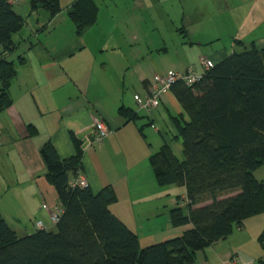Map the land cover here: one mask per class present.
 Wrapping results in <instances>:
<instances>
[{
    "label": "trees",
    "instance_id": "1",
    "mask_svg": "<svg viewBox=\"0 0 264 264\" xmlns=\"http://www.w3.org/2000/svg\"><path fill=\"white\" fill-rule=\"evenodd\" d=\"M30 7L32 12L46 10L50 19L63 10L62 0H31ZM68 15L81 37L98 23L99 6L95 0H76ZM26 22L12 0H0V113L13 104L11 86L18 65L26 61L22 54L14 56L27 41L15 39ZM235 42L245 48L242 40ZM250 46L231 51L210 68L200 60L202 72L193 67L176 71L202 76L193 85L178 80L170 89L185 115L171 116L177 130L171 139L182 140L184 159L165 140L149 163L159 185L186 187L184 207L172 208L170 218L174 227L192 228L142 246L138 234L110 209L118 199L112 185L98 192L90 185H70L80 176L81 143L74 139L76 153L62 158L47 140L40 152L63 211L55 230L37 226L24 236L0 213V264H194L198 251L264 214V179L255 174L264 167V43L254 40ZM120 114L125 122L139 116L125 106ZM28 128L32 134L37 131L33 124ZM258 240L264 252V229Z\"/></svg>",
    "mask_w": 264,
    "mask_h": 264
},
{
    "label": "crops",
    "instance_id": "2",
    "mask_svg": "<svg viewBox=\"0 0 264 264\" xmlns=\"http://www.w3.org/2000/svg\"><path fill=\"white\" fill-rule=\"evenodd\" d=\"M30 1L12 0V3L24 16L26 11L35 13ZM75 1L62 0L63 10L52 19L44 9L36 11V25L49 19V28L55 32L52 37L43 39L35 23L27 24L30 30L26 34L22 29L15 35L20 42L27 40L19 51L26 61L18 65L11 86L13 104L0 113V171L5 178L0 184V213L20 236L37 231L39 220L46 229L55 230L56 223L50 214L61 205L56 189L46 178L40 149L45 141L52 140L61 157L68 158L76 153L74 139H77L83 149L79 178L95 192L108 184L114 187L118 199L110 209L138 234L142 246L181 235L193 225L174 227L170 210L184 207L187 189L175 184L159 185L149 155L166 140L174 154L184 159L182 140L171 139L177 134L171 116L184 115V111L171 90L163 94L160 107L152 115L138 107L135 94L144 96L146 84L153 82L157 73L191 67L202 72V57L217 63L229 51L223 47L208 54L200 48L203 41L191 42L199 45L194 59H184L179 51L172 63L152 61L151 69L135 65L122 76L119 62L103 61L100 67L102 52L115 49L107 46L102 30L97 32L92 26L81 37L77 35L68 15ZM220 4H227V0H217L218 7ZM190 20L195 21V17ZM92 30L100 34L93 38L94 44L90 43ZM255 41L264 42V38ZM131 82L138 86L134 94L127 90ZM122 106L134 110L138 118L125 122L120 114ZM96 119H103L110 129L102 142L94 141ZM30 124L36 126L35 134L30 132ZM145 126L152 129L149 136H144L152 141L150 146L142 138L141 128L144 132ZM4 150L6 154H2ZM260 170L255 174L261 172L260 178L264 179V170ZM263 229L264 214L248 218L228 238L198 251L194 264H264L258 240Z\"/></svg>",
    "mask_w": 264,
    "mask_h": 264
},
{
    "label": "rangeland",
    "instance_id": "3",
    "mask_svg": "<svg viewBox=\"0 0 264 264\" xmlns=\"http://www.w3.org/2000/svg\"><path fill=\"white\" fill-rule=\"evenodd\" d=\"M95 1L99 6V19L93 27L97 32L102 30L106 35L103 39H107V46L115 47L102 52L104 54L99 56L100 67L103 61L107 63L113 60L115 64L119 62L123 68L122 76L126 69H133L135 65L137 68L142 66L151 69L152 61L172 63L179 51L184 59H194L199 45H191V42L203 41L200 48L206 49L208 54L223 47L230 53L233 50L243 51L250 48L254 40L264 38V0H227V4H220V7L217 0ZM35 13L26 11L24 15L29 19L23 28L25 34L30 30L28 23L36 25L38 14ZM190 17H195V21H191ZM49 19L36 25L43 39L55 34L49 28ZM41 20L44 19L41 17ZM96 31L90 32V43L94 44L93 38L100 36ZM236 39L242 40L245 48L236 43ZM184 45L186 48H183ZM20 48L14 56L20 53ZM137 89L136 84L128 83L127 90L132 94L138 92ZM148 128L150 127L144 128L147 136L152 130ZM147 136L142 138L150 146L152 141ZM153 150H156L154 146ZM1 151L2 149L0 154ZM6 152L4 150L2 154ZM263 170L264 167L260 171ZM257 175L260 178L261 172ZM4 179L0 171V184L5 182Z\"/></svg>",
    "mask_w": 264,
    "mask_h": 264
},
{
    "label": "built area",
    "instance_id": "4",
    "mask_svg": "<svg viewBox=\"0 0 264 264\" xmlns=\"http://www.w3.org/2000/svg\"><path fill=\"white\" fill-rule=\"evenodd\" d=\"M201 63L206 67L210 68L214 65V62L207 58L202 57ZM202 75L197 74L193 70H189L186 72H176L174 70L168 71L166 74L157 73L154 76L153 82H151L148 91L144 96L139 94H135V100L138 107L147 112V114L152 115L153 111L160 107L162 103V96L165 92L169 91L172 85L177 82L178 80H184L187 85H193ZM110 133V129L106 122L103 119H96L95 120V127L93 130L94 141L102 142L106 136ZM72 187L75 186H87L85 180L78 178L73 179L70 182ZM63 209H57L56 211L50 214V217L54 223H57L60 214L62 213ZM36 225L39 228H44V223L39 220L36 222Z\"/></svg>",
    "mask_w": 264,
    "mask_h": 264
}]
</instances>
